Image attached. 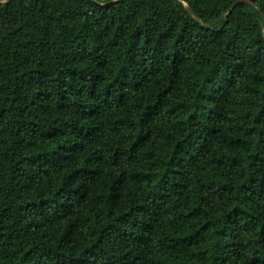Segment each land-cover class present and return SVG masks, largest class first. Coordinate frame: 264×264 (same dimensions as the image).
<instances>
[{
	"label": "trees",
	"instance_id": "trees-1",
	"mask_svg": "<svg viewBox=\"0 0 264 264\" xmlns=\"http://www.w3.org/2000/svg\"><path fill=\"white\" fill-rule=\"evenodd\" d=\"M0 264H264V0H0Z\"/></svg>",
	"mask_w": 264,
	"mask_h": 264
},
{
	"label": "water",
	"instance_id": "water-1",
	"mask_svg": "<svg viewBox=\"0 0 264 264\" xmlns=\"http://www.w3.org/2000/svg\"><path fill=\"white\" fill-rule=\"evenodd\" d=\"M239 2V1H238ZM238 2H236L233 6H232V8H234L235 6H236V4L238 3ZM190 11H191V9H189ZM192 12V11H191ZM195 15V14H194ZM199 22H201L199 19H197ZM204 26H206V27H208V28H210V26L209 25H204Z\"/></svg>",
	"mask_w": 264,
	"mask_h": 264
}]
</instances>
